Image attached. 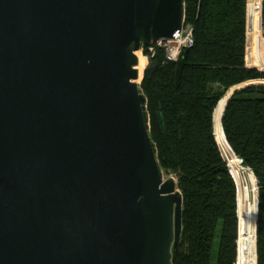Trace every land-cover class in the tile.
<instances>
[{
    "label": "water",
    "instance_id": "water-1",
    "mask_svg": "<svg viewBox=\"0 0 264 264\" xmlns=\"http://www.w3.org/2000/svg\"><path fill=\"white\" fill-rule=\"evenodd\" d=\"M185 22L186 0H0V264H173L141 57Z\"/></svg>",
    "mask_w": 264,
    "mask_h": 264
},
{
    "label": "trees",
    "instance_id": "trees-1",
    "mask_svg": "<svg viewBox=\"0 0 264 264\" xmlns=\"http://www.w3.org/2000/svg\"><path fill=\"white\" fill-rule=\"evenodd\" d=\"M261 3L264 26V0H249L251 34L257 18L261 29ZM247 7L248 0H186L185 23L193 30L194 46L179 84L176 63H165L163 48L152 55L143 50L149 66L141 89L148 100L151 138L162 170L176 177L183 196V230L173 264L237 262V189L222 156L220 131L259 186L256 234L255 215H240L239 261L264 264V87L238 91L250 83L264 85L254 82L264 80V69L246 63ZM230 167L238 178L234 158Z\"/></svg>",
    "mask_w": 264,
    "mask_h": 264
},
{
    "label": "built area",
    "instance_id": "built-area-1",
    "mask_svg": "<svg viewBox=\"0 0 264 264\" xmlns=\"http://www.w3.org/2000/svg\"><path fill=\"white\" fill-rule=\"evenodd\" d=\"M262 4V3H261ZM260 40H259V50L257 53V50L253 49V45H252V41L249 38L250 36H252V34L250 33L249 30V0H248V7H247V36L249 35V39L247 42V55H246V63L247 66L249 67H255V68H261L264 69V26H263V22H262V5L260 8ZM194 46V37H193V30L192 28L186 26V23L183 27V29L176 33L174 35V37L171 40H167L165 42H158L155 44H152L151 46H147L144 48H148L150 54H154L155 52V48L159 47V48H163L165 50V63H177L181 57V54L184 50H190L192 47ZM143 48V50H144ZM142 50V57H144V53ZM146 58V61H149V57L146 56L144 57ZM227 150H225V162L228 165L229 171L231 173V175L233 176V179L235 181L236 184V189H237V207H238V219H239V231H238V256H237V262L236 264H240L239 261V240H240V215H241V206L244 205L246 203V200L243 199V195H244V189H247L248 187H243L242 183H241V178L240 181L238 178H236L234 175V173L232 172V169L230 167V159L234 158L240 168H241V172H244V174L249 175L250 178H253V172L251 169L243 166V161L238 158L233 152L232 150L228 147L226 148ZM230 149V150H229ZM223 156V155H222ZM224 158V157H223ZM252 175V176H250ZM238 179V182L237 180ZM253 188L254 190V194L256 195V203L254 204V209L258 208V201H259V186L257 183V179L253 180ZM249 186V184H248ZM254 223H255V234H256V213L254 212ZM256 238V237H255Z\"/></svg>",
    "mask_w": 264,
    "mask_h": 264
},
{
    "label": "rangeland",
    "instance_id": "rangeland-1",
    "mask_svg": "<svg viewBox=\"0 0 264 264\" xmlns=\"http://www.w3.org/2000/svg\"><path fill=\"white\" fill-rule=\"evenodd\" d=\"M262 5V4H261ZM248 37H249V35H248ZM257 37H258V27L256 26V28H254V31H253V34H252V36H250L249 38L251 39V41H252V45H253V49H256V45H257ZM248 38V39H249ZM144 57H146L145 55H144ZM144 57H142L143 59H145L146 60V58H144ZM149 66V61H147V66H146V68ZM264 80H258V81H254V82H263ZM252 86H254V87H258V86H263L264 87V85L263 84H259V83H255V84H252V83H250V84H247V85H245V86H243V87H241V88H239L238 89V91H241V90H243V89H246V88H248V87H252ZM237 91V92H238ZM245 97H251V98H254V97H258L259 95L258 94H251V95H248V94H246V95H244ZM222 111V108H221V106L219 107V113ZM219 115V114H218ZM217 115V124H219L220 123V117ZM218 136H219V138H220V140H219V142H220V145H221V147H220V149H221V152H222V155H223V157H224V159H225V156L227 155L226 153H225V150H227L226 148V144H225V141H224V139H223V134H222V132L220 131L219 132V134H218ZM228 146V145H227ZM229 147V146H228ZM230 150V149H229ZM226 154V155H225ZM226 160V159H225ZM228 163V162H227ZM233 167H237V166H233ZM164 174H165V179H167V178H169V177H173L174 179H175V181L177 182V179H176V177L174 176V175H171V174H168V173H165L164 172ZM237 175H238V178H239V181H240V178H241V183H242V186L243 187H248L247 189H244V195H243V199L244 200H246V203L244 204V205H242L241 206V213L244 215V216H249V217H252V216H254V212L256 213V233H257V211H255V209H254V204H255V200H256V195L253 193L254 192V188H253V178H250L249 177V175H247V174H244V172H241V168L239 169H237V173H236ZM250 176H252V175H250ZM253 177L255 178V176L253 175ZM254 180H256V178L254 179ZM258 183V182H257ZM248 184H249V186H248ZM258 186V185H257ZM259 202V201H258ZM258 209V208H257ZM238 228H239V226H238ZM238 242V241H237ZM240 245V244H239ZM237 247H238V243H237ZM239 257H240V255H239Z\"/></svg>",
    "mask_w": 264,
    "mask_h": 264
},
{
    "label": "bare ground",
    "instance_id": "bare-ground-1",
    "mask_svg": "<svg viewBox=\"0 0 264 264\" xmlns=\"http://www.w3.org/2000/svg\"><path fill=\"white\" fill-rule=\"evenodd\" d=\"M257 27H258V18H257ZM260 31L258 30V37H257V45H256V49L255 50H259V40H260ZM258 50H257V53H258ZM146 66H147V61L145 60V59H143L142 57H141V69H142V71L144 70V69H146ZM233 172V171H232ZM235 176V175H234ZM236 177V176H235ZM237 180V179H236ZM238 182V181H237ZM240 244V243H239ZM239 249H240V245H239Z\"/></svg>",
    "mask_w": 264,
    "mask_h": 264
},
{
    "label": "crops",
    "instance_id": "crops-1",
    "mask_svg": "<svg viewBox=\"0 0 264 264\" xmlns=\"http://www.w3.org/2000/svg\"><path fill=\"white\" fill-rule=\"evenodd\" d=\"M234 94H235V93H234ZM234 94H233V95H234ZM225 97H226V95H225ZM221 122H222V121H221Z\"/></svg>",
    "mask_w": 264,
    "mask_h": 264
}]
</instances>
